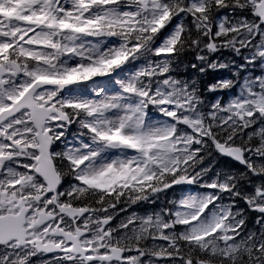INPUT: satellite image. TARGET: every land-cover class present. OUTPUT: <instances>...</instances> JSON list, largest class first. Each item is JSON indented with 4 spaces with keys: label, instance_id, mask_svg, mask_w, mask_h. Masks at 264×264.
Masks as SVG:
<instances>
[{
    "label": "snow or ice",
    "instance_id": "6c2138e0",
    "mask_svg": "<svg viewBox=\"0 0 264 264\" xmlns=\"http://www.w3.org/2000/svg\"><path fill=\"white\" fill-rule=\"evenodd\" d=\"M205 49L246 50L237 79L207 85L230 91L244 71L227 100L171 74ZM210 148L246 172L204 180ZM251 177L264 178V0H0V264H264ZM182 184L206 191L113 226L118 204Z\"/></svg>",
    "mask_w": 264,
    "mask_h": 264
},
{
    "label": "rangeland",
    "instance_id": "374dc122",
    "mask_svg": "<svg viewBox=\"0 0 264 264\" xmlns=\"http://www.w3.org/2000/svg\"><path fill=\"white\" fill-rule=\"evenodd\" d=\"M243 54L244 53H242L240 56H238V55H236V53H231V54H227L225 57H220L218 55H215V54L210 53V62L212 63L213 61H215L217 63H225V64H228L229 65L228 68L231 69V71H233V73H235L237 71V65L244 63ZM202 55H205V54H202ZM206 56H207V61H209V55H206ZM233 61H235V64L232 63ZM194 63L196 65H199V69L201 68V66H200L201 61H198L196 59V61H194ZM245 75H246V73L244 71H242V78H241V81H239V83L242 82L243 77ZM234 79H236V78H234ZM239 83L236 84L235 88H239ZM86 87H90V85H86ZM229 95H230V93L228 94V96ZM149 115L152 116L153 118H157V116H156V114H155V112L153 110H150ZM77 132H78V126L77 125H74L69 130V132L67 133V134H69L68 139H72L73 134H75ZM199 170H200V168L197 169V171H199ZM204 180H209V179H204ZM69 183L70 182H65L64 185L67 186ZM201 183H203V180L201 181ZM182 188H184V189L180 193V198H181V196L183 194H186V193H189V192H191V193H197V192H204V191H206V189H204L202 187H200L198 189H195V190H192L190 188L189 189H186L187 186H183ZM156 197H157V195L155 197H153V199H155ZM225 202H227V198H225ZM143 203L144 202H141L139 204H143ZM145 203L147 205L144 208H142L141 211H139V212H137L141 208V207H139V204L132 205L129 209L127 208L128 207L127 204L122 205V206L117 205L116 213H118V215H116V224L119 223L120 219H122L124 216L129 215L132 212H136V213L143 214L146 211H152L154 209H158L161 206H163V204L161 202H157L156 203V201L154 203H151V202H147L146 201ZM121 208H125V209H127V211L121 212L120 211ZM148 244L150 245L151 244V241H148ZM48 260H51V258L50 259H42V258H38V257H35V256L31 258V262H34L35 264H44V262L45 261H48Z\"/></svg>",
    "mask_w": 264,
    "mask_h": 264
}]
</instances>
